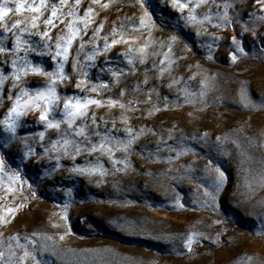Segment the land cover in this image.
<instances>
[{
    "label": "rangeland",
    "instance_id": "obj_1",
    "mask_svg": "<svg viewBox=\"0 0 264 264\" xmlns=\"http://www.w3.org/2000/svg\"><path fill=\"white\" fill-rule=\"evenodd\" d=\"M15 2L0 22L9 28L37 15L15 14ZM52 3L28 26L48 35L21 37L51 72L69 23L79 29L50 119H63L68 96L100 104L71 129L45 128L39 110L20 117L14 136L0 124V264H264V0H68L45 25ZM0 39L11 49V31L0 27ZM12 59L0 55V73ZM12 84L0 91V121ZM217 168L213 200L204 192L215 191Z\"/></svg>",
    "mask_w": 264,
    "mask_h": 264
},
{
    "label": "snow or ice",
    "instance_id": "obj_2",
    "mask_svg": "<svg viewBox=\"0 0 264 264\" xmlns=\"http://www.w3.org/2000/svg\"><path fill=\"white\" fill-rule=\"evenodd\" d=\"M95 2V0H94ZM258 3L261 0H257ZM68 0H59V3H52L51 4V15L44 21L45 25L52 24V17L56 15L57 9L64 4H67ZM75 3L78 5L79 0H75ZM176 3V0H173V4ZM106 6V5H105ZM143 7V5H142ZM181 9L185 7L183 3L179 5ZM47 8V0H39L38 4H29L25 3V0H16L14 12L15 14H19L22 11H27L31 13H36L37 15L31 16L30 18L21 21L19 19L15 20L11 24V28L4 26L0 23V27L3 28L4 33L12 32V36L14 37L13 43L11 45V49H8L4 46V39H0V55H3L6 52H10L13 56V59L10 61L11 72L7 75L0 73V91H2L4 87V82L9 78L12 79L13 84L8 89V96L7 98L12 102L11 107H9L7 115L4 117L3 121H0V124L4 125V131L8 133H12L13 136L15 135L17 122L20 117L27 114L29 110L36 111L39 110V121L44 122L45 128H57L59 129L61 123H65L68 125V128L71 129L73 126V121L77 117H83L85 115L86 108L89 104H96L99 105L100 101L91 100L85 98L83 101L78 97L68 96L65 97L63 100V109L61 110V115L63 117L62 120H56L55 118L50 119V115L54 113L56 109V105L60 100L59 95L57 94V86L60 81L67 79L66 74L63 72L64 62L68 58V50L69 46L71 45L72 38L79 32V29H72L71 22L69 23V30L73 32V37L68 38L65 40L64 46L61 47L59 43H57L56 48L57 51L55 55L52 57L53 60H56V57L59 56L60 60L57 62L56 67L53 71L48 72L45 71L44 68L39 64H33V62L28 58L29 54L33 52V48L31 46V41L28 39H21L22 36L27 34V36L32 35H40L41 38L48 35L47 31L43 33H33L29 31L28 26L30 24L31 28H37L36 21L39 19V16L42 15V10H46ZM264 11V7L261 9ZM90 9L85 11L84 16L87 17ZM13 12V8L9 6L8 0H0V22L4 21L5 17L9 15V13ZM143 17L147 18L148 21H151L147 12L143 13ZM142 18L140 23L144 24L145 19ZM191 19H195V17H191ZM21 24L24 27H19ZM55 26V25H53ZM19 27V33L12 31V29H17ZM99 31V28H97ZM61 39L58 37V40ZM117 41L113 40L112 43L115 44ZM235 43V41H233ZM45 48L50 47L49 45L45 44ZM105 47H110L107 43ZM23 51L24 56H18L16 53ZM131 51V50H130ZM139 51H143V49H139ZM238 51H243L242 49L238 48ZM38 55H43V53H37ZM91 59V57H88ZM235 59V57H233ZM6 63L5 61H0V64ZM131 63V60H129ZM75 63L73 64V69H75ZM29 74H36L40 76H44L47 79V83L42 87H38L35 89H28L23 87L20 84L21 78L27 76ZM115 75V73H113ZM81 81H77V85H79ZM18 88L19 90L15 93L13 97L12 89ZM123 94V93H121ZM0 103H2V98H0ZM76 134L81 135L82 129H76ZM41 139L44 137V133L40 132L38 134ZM219 139V138H217ZM72 143L68 139L64 140L63 145L60 147L67 149V146ZM131 143V140L128 141V144ZM101 147H103V142H101ZM53 147H56V143H53ZM127 147V144H125ZM98 150L96 145H93L92 151ZM77 154L80 152V148L77 146L75 148ZM67 155V151H65ZM78 171H85L84 169H77ZM91 171V170H89ZM217 173L216 180L214 182L215 191L209 192L205 191L204 196L209 197L211 199L216 198V193L220 191V187L223 184L224 180V173L220 171L219 168L215 169ZM262 183H264V176L261 177ZM209 187H213L210 185ZM10 239H16V237H10ZM193 237L190 235L185 243V246L188 247L191 244ZM18 247L20 245H17ZM30 253L25 252L24 256H29ZM4 254L0 252V260H3ZM24 257H20L22 261ZM32 259L35 261L36 257L32 256Z\"/></svg>",
    "mask_w": 264,
    "mask_h": 264
}]
</instances>
